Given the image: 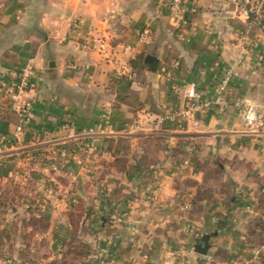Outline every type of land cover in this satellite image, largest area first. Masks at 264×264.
<instances>
[{
    "label": "crops",
    "instance_id": "0c3cea01",
    "mask_svg": "<svg viewBox=\"0 0 264 264\" xmlns=\"http://www.w3.org/2000/svg\"><path fill=\"white\" fill-rule=\"evenodd\" d=\"M171 2L0 0V81H19L26 66L35 73L23 94L35 117L20 139L21 117L0 89V200L5 192L17 203L0 213V264H62L69 250L78 264H164L188 237L213 233L209 256L232 253L237 230L264 218V129H247L234 105L264 111L261 27L234 19V0H186L178 17ZM94 36L108 38L106 55L85 48ZM128 64L133 81L121 73ZM226 69L235 74L227 109L124 132L186 109L180 89L215 101ZM67 120L75 131L63 129Z\"/></svg>",
    "mask_w": 264,
    "mask_h": 264
},
{
    "label": "built area",
    "instance_id": "2783aa9c",
    "mask_svg": "<svg viewBox=\"0 0 264 264\" xmlns=\"http://www.w3.org/2000/svg\"><path fill=\"white\" fill-rule=\"evenodd\" d=\"M185 1L186 0H172L171 10L174 16L178 17L182 13ZM234 5V19L241 21L242 18H246L248 21H251V25H260L261 31L264 34V0H234ZM79 28L80 25L78 22L72 23V33H78ZM257 44V42H254V45ZM109 47L110 44L107 37L94 36L87 39L85 42V48L87 50H95L100 55H106L107 49ZM129 51L130 50L128 47L123 48V52L126 53ZM123 72L127 73L129 80H134L135 72L131 65H125L121 73ZM234 76L235 74L232 69H226L224 71L223 75L219 79L215 101L210 102L209 100L205 99L203 94L194 88L180 89L177 91L178 94H180L188 102V106L186 109L180 111L168 109L164 113L157 116L148 115L146 119H141L131 125H128L125 128L124 132L127 134L150 133L157 128L176 124L177 122L183 123L186 121H195L196 123V117L210 110L212 107L217 106L221 109H227L229 107V102L224 98V96L227 95L228 89L234 79ZM34 78L35 73L33 71V68L31 66H26L22 69L19 81H0V89L3 91V93L6 94L9 102L15 105V109L19 113L22 120L20 125L16 128V139H20L25 129L31 126L35 117L32 101L23 98V94L25 92L34 89ZM234 105L241 111L243 123L247 129L251 131L264 129V111L239 100L235 101ZM76 127L77 125L72 120H67L63 124V129L65 130L75 131L77 129ZM189 165L190 163L186 161L183 163L180 169L184 170ZM73 203L76 204L77 201L73 200ZM184 208H189V205ZM42 211L43 212L41 213L45 212V207H43ZM246 211H248V213L254 214L255 209L251 206H248L246 208Z\"/></svg>",
    "mask_w": 264,
    "mask_h": 264
},
{
    "label": "rangeland",
    "instance_id": "374dc122",
    "mask_svg": "<svg viewBox=\"0 0 264 264\" xmlns=\"http://www.w3.org/2000/svg\"><path fill=\"white\" fill-rule=\"evenodd\" d=\"M215 178L217 182V180L219 179V176L218 177L215 176ZM192 204H193L192 201H187L186 203H183L181 211L183 213L190 211L193 207ZM188 205H189V208L185 209L184 207ZM261 206H263L262 209H264V203L263 204L260 203V206L258 205L259 208H261ZM5 207H6V204L4 206V204L1 203V200H0V208H1L0 213L1 214L3 213L2 208H4L5 210L7 209ZM43 207H45V212L41 213L43 212L42 211ZM8 211L9 212L11 211L10 213H12V210L10 208H8ZM246 212L248 213V211ZM38 213H39L38 215H40L41 217H43L44 215L48 213V207H47L46 201L41 203V205L39 206ZM260 213H263L264 215V210L260 211ZM248 214L252 215L251 213H248ZM251 225H252L251 228L247 227L246 229H243L241 231L237 230L239 234V236L237 237L238 241H234L235 249H233L232 253L226 250L224 251L219 250L215 252V254L212 256H209V254L207 256L197 254L194 250V247L198 243H202L203 237L199 236L196 239V238H193L194 237L193 236L192 238L188 237L189 239L187 242V247L181 249L179 251V254L175 255L176 257H174V259L168 258L164 264L166 263H170V264H264V248H263L264 247V218L256 217V219L252 221ZM40 228H43L42 225H40ZM46 252L47 250L43 249V253H45L43 254V256H47ZM189 254L199 255L200 260H196L194 262V260L193 261L191 260L192 258L190 260L187 259ZM52 264H56V262H52Z\"/></svg>",
    "mask_w": 264,
    "mask_h": 264
},
{
    "label": "trees",
    "instance_id": "16d2710c",
    "mask_svg": "<svg viewBox=\"0 0 264 264\" xmlns=\"http://www.w3.org/2000/svg\"><path fill=\"white\" fill-rule=\"evenodd\" d=\"M142 58H143L142 56H139L137 59H134V60L131 61V65L133 66L134 69H137V68H141L142 67V64H143V59ZM13 192L17 193L16 190L13 191ZM1 199H4V201L6 203V208H10L12 210V213H16L17 212V209L15 207L17 205L16 201L13 200V199H10L9 196L5 194V192L2 195V198ZM67 254H68L67 255V259H65V261L62 264H78V262H79L78 260H80L81 257L75 251L69 250L67 252Z\"/></svg>",
    "mask_w": 264,
    "mask_h": 264
},
{
    "label": "water",
    "instance_id": "95a60500",
    "mask_svg": "<svg viewBox=\"0 0 264 264\" xmlns=\"http://www.w3.org/2000/svg\"><path fill=\"white\" fill-rule=\"evenodd\" d=\"M217 236V233L206 234L202 238V243H198L195 245L194 250L197 254L207 256L212 248V244L210 243L212 237Z\"/></svg>",
    "mask_w": 264,
    "mask_h": 264
}]
</instances>
